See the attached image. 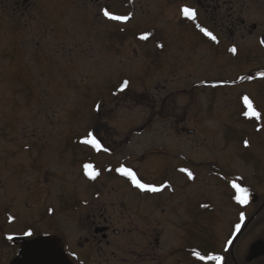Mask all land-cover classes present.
I'll use <instances>...</instances> for the list:
<instances>
[{
	"label": "rangeland",
	"instance_id": "1",
	"mask_svg": "<svg viewBox=\"0 0 264 264\" xmlns=\"http://www.w3.org/2000/svg\"><path fill=\"white\" fill-rule=\"evenodd\" d=\"M74 2L0 0V168L7 173H0V181L7 178L4 200L22 225L35 226L39 219L45 224L54 222L57 235L69 244L82 237L80 224L86 222V212L104 208L111 229L126 235L112 236L109 259L156 264L165 259L168 246L174 247L171 237L176 238L180 219L150 214L156 208L152 203L159 201L164 210L174 212L185 192L198 189L195 181L183 186V173L178 169L186 159L202 162L195 153L213 148L212 134H227L239 150L243 135L237 121L222 123L219 115L228 102L237 105L239 96L246 93L244 77H234L241 69L245 73L246 64L243 58L213 54L214 49H222L216 29H203L212 34L205 37L198 27L200 18L209 22L203 11H212L208 5L212 0H202L203 8L198 0H86V5L76 0L100 16L99 21L84 22L72 21ZM184 8L195 15L185 16ZM105 11L128 19H110ZM235 78L240 84H235ZM185 112L188 119L180 122ZM192 113L198 114L196 121L189 118ZM182 128L199 135L193 140L184 138ZM92 134L103 139L99 143L110 154L97 156L100 148L85 143L93 139ZM128 159L132 160L128 165L138 168L142 184L159 187L163 176H171L164 182L168 189L153 194L154 198L139 192L130 195L119 185L121 171L100 167L109 160L116 165ZM85 163L91 164L90 170ZM40 164L42 176L36 173ZM195 168H199L196 172L202 169ZM201 179H205L203 174ZM97 194L107 196L96 198ZM69 205L78 213L68 211ZM209 217L199 216L195 204L187 209L186 221L194 227L202 221L212 223ZM38 231L42 234L44 229ZM156 234L159 245L151 248ZM124 243L125 250L120 246ZM183 243V247L203 251L216 248L204 230L196 234L194 228ZM97 255L93 256L95 264H101ZM173 256L172 264H177L183 253L176 250ZM183 258L187 264L196 263L191 255Z\"/></svg>",
	"mask_w": 264,
	"mask_h": 264
},
{
	"label": "flooded vegetation",
	"instance_id": "2",
	"mask_svg": "<svg viewBox=\"0 0 264 264\" xmlns=\"http://www.w3.org/2000/svg\"><path fill=\"white\" fill-rule=\"evenodd\" d=\"M85 1L83 0V3L86 5ZM212 2L208 4L209 6L212 5V11H203L208 15L209 22L200 18L198 27L200 29L210 30L211 27L216 29L215 33L217 32L218 42L222 45V49L220 51L214 49L213 54L226 55V58L232 59L243 58L246 64L245 73L240 72L243 70L241 69L238 74L234 75V77H244L243 84L247 87L246 93L239 96L237 105L228 102L229 104L223 107L222 114L219 115L220 118L223 117L222 123L226 119L233 120L235 123L237 121L235 125L243 138L238 141V150L230 143L227 134H212L210 142L213 148L208 152L195 153L202 162L194 164L191 159H186L183 167L178 169L183 173L181 174L184 178L185 185L183 186H188L190 180L197 182L198 189L193 190L191 193L185 192L181 206H176H180V208L178 210L174 208V212L164 210L159 201L152 203L156 208L152 209L153 211L150 214L154 215L159 212L161 218L166 215L170 217L177 215L180 219V223L175 226L176 238L171 237L174 247L168 246L164 253L165 259L156 264H172L173 252L176 250L183 253V256L191 255L194 257L195 264H264V75H262L264 74V0H212ZM74 3L75 17L72 21L84 22L93 19L99 21L100 16L94 14L93 10H85L76 0ZM198 5L203 8L202 0H198ZM190 7L193 8L191 5ZM100 10H102V6ZM83 15L87 17L82 19ZM205 31L208 32V30H204V36L206 37ZM233 48L236 49L235 52L231 51ZM208 53L210 54L209 50ZM231 71L237 72L236 70ZM236 78L234 79L235 84H238ZM229 84L231 86L235 85L233 83ZM229 84L227 87H229ZM196 87L197 85H195ZM244 97H248L251 101L252 108L260 114L259 118L245 115L250 110L244 102ZM197 116V113H192L189 118L196 121ZM186 118L188 119L185 112L180 122L186 121ZM219 120L217 123H220ZM181 132L184 133L181 134L185 136L184 138H195L199 135L193 134L195 132L193 129L182 128ZM92 135L100 148L97 156L110 154L111 152H106L105 148L99 143V139L102 138L97 134ZM195 140H198V138ZM151 152L147 153L150 154ZM204 155H208L206 160L202 159ZM236 160L239 163H236ZM131 161L128 159L115 165L113 160H109V162L100 164V167L128 169L139 181L138 168L128 165ZM187 161L191 162L188 167L186 166ZM85 164L87 167L91 166L90 163ZM198 165L202 169L196 172L199 168L195 167ZM231 165L232 168H230ZM238 165H240V168H237ZM233 166H235V169ZM41 167L42 164L38 166L39 171L36 172L38 176H42ZM0 173L2 175L7 174L2 168H0ZM202 174L205 179H201ZM171 175L173 174L171 173ZM170 177L169 175L163 176L164 180L161 182L160 187H165V189L162 193L168 189V185L164 182H168ZM118 180L119 185L128 194L136 195L141 192V189L131 181V177L119 173ZM141 180L146 183V179L142 178ZM5 181H7V178L0 181V184L3 182L0 187L2 190V194H0V264H10L13 261L16 251L20 247V240L31 241L45 235L55 236L62 240L64 251L73 264H95L93 256L97 254L101 258V264H124L127 261L123 258L109 259L108 251L112 247L110 241L112 236L126 235L123 233L124 231L120 233L111 229L107 218L104 217V208L98 209L97 212L96 210L86 212V222L84 220L80 224L82 237L76 238V240L71 239L72 243L69 244L66 239L57 235L55 230H58V226L54 222L45 224L43 219H39L40 222H37L35 226L31 224L22 225L20 219H16L12 215L8 201L4 200ZM234 185H238L239 188L245 190L246 202L241 203L237 199L241 193ZM106 196L107 194H97L95 197ZM157 198L159 200V197ZM82 203V206H86V203ZM194 204L199 216L210 215L209 218L212 219V223L202 221L198 223L199 227H194L193 223L188 224L186 221L187 209ZM75 208L73 205L67 207L68 211L78 213ZM54 214V211H51V216H54ZM81 215H84V213L79 214V216ZM73 217H75V214ZM193 228L196 229V234L199 229L204 230L208 240L212 241L213 245L216 244V248L203 251L195 247H183L184 238L189 232H193ZM43 229L44 231L40 234L38 230ZM125 233L130 234V232ZM153 239L154 242L151 248H156L160 242V235L156 234ZM120 246L123 247V250L127 248L126 243ZM109 254L112 256L114 252ZM183 256L177 264H187Z\"/></svg>",
	"mask_w": 264,
	"mask_h": 264
},
{
	"label": "water",
	"instance_id": "3",
	"mask_svg": "<svg viewBox=\"0 0 264 264\" xmlns=\"http://www.w3.org/2000/svg\"><path fill=\"white\" fill-rule=\"evenodd\" d=\"M10 264H73L64 253L60 239L41 236L31 241L20 240V247Z\"/></svg>",
	"mask_w": 264,
	"mask_h": 264
},
{
	"label": "snow or ice",
	"instance_id": "4",
	"mask_svg": "<svg viewBox=\"0 0 264 264\" xmlns=\"http://www.w3.org/2000/svg\"><path fill=\"white\" fill-rule=\"evenodd\" d=\"M183 14H184L185 16H189V17H192V16L195 15L194 11L191 10V9H189V8H184V9H183ZM104 15H105V16H108L110 19H114V20H126V19H128V17H126V16H115V15H111L108 11H105ZM202 31H204V30L202 29ZM205 34H206V35H209V36L212 35L210 32H207V31H205ZM212 38L215 39L214 36H213ZM231 51L235 52L236 49L233 48V49H231ZM262 75H264V74H262ZM126 85H127V82H125V86H126ZM244 102H245V104L247 105L248 109L250 110L249 112H246L245 115H252V116H254V117L259 118V115H260V114H259L258 112H256V111L252 108V103H251V101H249L248 97H244ZM85 143H90V144H92L94 147H97V148L99 147L98 142H97L94 138H93V139H90V140H86ZM89 168H91V166H89ZM118 171H121L124 175L130 176V177L132 178L133 182L136 184V186H137L138 188H140V189H144V190L151 191V192H156V191L159 190V189H157V188H155V187H151V186H149V185L141 184L138 180H136L135 175H134L130 170H128V169H118ZM89 175H91L92 178H95V174H94V173L89 172ZM189 175H191V173H189ZM234 187H237L238 191L241 193V195L238 196L237 199H238L241 203L246 202V200H247V195H246L245 190L239 188L238 185H234ZM197 255H199V254L197 253ZM212 258H213V259H218L217 257H212ZM201 259H203V257H201Z\"/></svg>",
	"mask_w": 264,
	"mask_h": 264
}]
</instances>
